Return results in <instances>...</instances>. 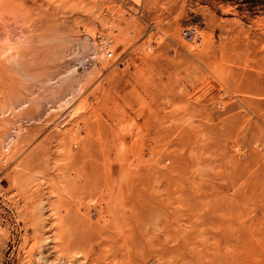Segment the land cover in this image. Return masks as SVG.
<instances>
[{
    "label": "rangeland",
    "instance_id": "1",
    "mask_svg": "<svg viewBox=\"0 0 264 264\" xmlns=\"http://www.w3.org/2000/svg\"><path fill=\"white\" fill-rule=\"evenodd\" d=\"M263 233L264 0H0V264H264Z\"/></svg>",
    "mask_w": 264,
    "mask_h": 264
},
{
    "label": "bare ground",
    "instance_id": "2",
    "mask_svg": "<svg viewBox=\"0 0 264 264\" xmlns=\"http://www.w3.org/2000/svg\"><path fill=\"white\" fill-rule=\"evenodd\" d=\"M85 129H86V128H85ZM78 132H79V131H78ZM68 135H69V133H68ZM72 161H73V159H71V162H72ZM70 176H71V175H70ZM253 198H254V196H253ZM258 207H260V206H258ZM249 221H250V220H249ZM246 222H247V221H246ZM249 224H250V223L248 222L247 225H249ZM243 225H245V224H243ZM259 226H260V225H259ZM245 227H246V226H245ZM251 231H252V232H251ZM251 231H249V232H251V234L254 233V232H253L254 230H251ZM255 231H256V230H255ZM246 232H247V231H246ZM248 234H249V233H248ZM251 234H249L250 236H249V235H248V236L251 237ZM260 234H261V233H260ZM263 234H264V233H263ZM252 235H253V236L255 235L256 238L258 237V236H256V235H258L257 232L254 233V234H252ZM255 237L253 238L254 240L251 238V239H252V242H250L251 244H250L249 242H248V243L245 242L247 245H246V244H242V245H243V246H244V245L247 246V248H248L250 245L252 246L253 241L255 242V240H256ZM262 237H263V236H262ZM251 239H250V240H251ZM257 239H260V238H257ZM107 240H108V239H107ZM245 240L248 241V239H245ZM243 243H244V241H243ZM255 243H256V242H255ZM249 244H250V245H249ZM248 245H249V246H248ZM245 246H244V248H245ZM255 246H256V245H254V247H255ZM256 247H257V246H256ZM263 247H264V244H263ZM245 249H246V248H245ZM253 249H254V250H255V249L257 250V248H253ZM247 250L249 251V248H248ZM256 250H255V251H256ZM245 251H246V250H245ZM251 251H252V250H251ZM257 251H258V250H257ZM257 251H256V252H257ZM260 251H261V250H260ZM101 252H102V251H101ZM252 252H253V251H252ZM258 252H259V251H258ZM253 253H254V252H253ZM106 254H107V253H106ZM250 254H252V253L250 252ZM252 255H253V254H252ZM59 256H60V255H59ZM97 256H98V255H97ZM99 256H100V255H99ZM103 256H104V255H103ZM64 257H65V256H64ZM95 257H96V256H95ZM245 257H246V256H245ZM249 257H250V255H249ZM260 259H261V257H260ZM260 259H259V260H260ZM263 259H264V258H263ZM103 260H104V259H103ZM249 260H250V258H249ZM256 260H258V259H256ZM256 260L253 259V263H254V261H255L256 263H259L260 261H262V260H260V261L258 262V261H256ZM263 261H264V260H263ZM105 263H106V261H105ZM256 263H254V264H256ZM263 263H264V262H263ZM107 264H108V263H107ZM259 264H261V263H259Z\"/></svg>",
    "mask_w": 264,
    "mask_h": 264
},
{
    "label": "built area",
    "instance_id": "3",
    "mask_svg": "<svg viewBox=\"0 0 264 264\" xmlns=\"http://www.w3.org/2000/svg\"><path fill=\"white\" fill-rule=\"evenodd\" d=\"M182 36L186 39V40H189V41H191V40H193V38H194V34L190 31H184L183 33H182ZM109 55H110V53H109Z\"/></svg>",
    "mask_w": 264,
    "mask_h": 264
}]
</instances>
